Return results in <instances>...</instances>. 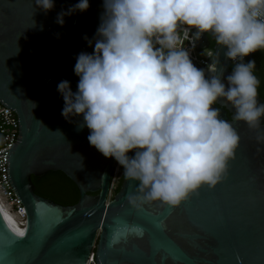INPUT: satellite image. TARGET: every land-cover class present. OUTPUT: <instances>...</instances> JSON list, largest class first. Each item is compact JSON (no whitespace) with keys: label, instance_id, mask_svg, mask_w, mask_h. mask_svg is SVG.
<instances>
[{"label":"water","instance_id":"1","mask_svg":"<svg viewBox=\"0 0 264 264\" xmlns=\"http://www.w3.org/2000/svg\"><path fill=\"white\" fill-rule=\"evenodd\" d=\"M78 2L54 0L45 14L34 0H0V103L15 112L19 131L6 156L7 178L27 215L23 226L0 211V264H85L93 247L96 264H264V144L256 141L258 130L234 119L235 110L223 99L213 107L237 131L240 143L214 187L202 185L177 206L158 200H138L134 206L127 197L139 181L123 176L110 198L117 161L90 145L89 129L78 128L82 116L72 122L62 116L64 101L57 91L63 80L77 90L76 57L93 52L94 41L90 46L84 37L95 36L104 11L103 0H89V8L66 16L63 26L55 22L61 10ZM210 39L203 34L196 49L209 48ZM213 50L215 55L203 60L216 62L227 85L224 78L232 72L227 49L216 44ZM193 64L206 79L215 75ZM258 101L264 103L260 96ZM50 171H61L77 186L76 204L64 206L35 193L31 176ZM38 205L61 214L43 240L38 239ZM121 225L128 234L113 242L111 230ZM4 229L23 231L25 237L10 247Z\"/></svg>","mask_w":264,"mask_h":264},{"label":"clouds","instance_id":"2","mask_svg":"<svg viewBox=\"0 0 264 264\" xmlns=\"http://www.w3.org/2000/svg\"><path fill=\"white\" fill-rule=\"evenodd\" d=\"M34 3L45 14L55 6L54 0ZM89 6L79 0L55 22L63 26L66 16ZM102 7L95 36L84 37L90 46L94 41L93 52L76 57L77 90L67 80L57 85L61 114L69 122L82 116L78 128L89 129L90 145L114 158L127 180L139 181L127 197L132 205L177 206L202 185L214 187L235 158L240 137L213 107L221 99L264 144L256 62H245L264 51V0H103ZM205 33L235 62L227 85L216 62L206 79L184 46L189 41L194 48ZM205 54L215 55L211 48Z\"/></svg>","mask_w":264,"mask_h":264},{"label":"built area","instance_id":"3","mask_svg":"<svg viewBox=\"0 0 264 264\" xmlns=\"http://www.w3.org/2000/svg\"><path fill=\"white\" fill-rule=\"evenodd\" d=\"M184 46L189 50L190 58L193 62L208 69L209 63L206 61H208L211 57H208L205 54V49L197 50L196 46L193 48L189 41H185ZM249 56L245 57V60ZM230 62L231 66L235 63L232 60H230ZM18 133V119L15 112L0 103V211L6 212L12 221L25 226L27 225L25 207L21 200L17 197L14 188L11 187L7 178L6 156L12 144L15 143ZM119 170L120 165L116 163L113 171L111 186ZM85 264H96L94 247L92 248Z\"/></svg>","mask_w":264,"mask_h":264},{"label":"trees","instance_id":"4","mask_svg":"<svg viewBox=\"0 0 264 264\" xmlns=\"http://www.w3.org/2000/svg\"><path fill=\"white\" fill-rule=\"evenodd\" d=\"M264 90V86L259 85V91ZM264 96V95H262ZM121 176L114 189V194L119 190L123 179V168L120 166ZM31 181L35 187V193L53 200L64 206L74 205L79 198L77 186L61 171H50L42 177L31 176Z\"/></svg>","mask_w":264,"mask_h":264},{"label":"snow or ice","instance_id":"5","mask_svg":"<svg viewBox=\"0 0 264 264\" xmlns=\"http://www.w3.org/2000/svg\"><path fill=\"white\" fill-rule=\"evenodd\" d=\"M61 221V214L58 209L49 208L44 205H38V219L37 224L39 226L38 230V239L43 240L46 235ZM129 229L125 225L114 228L111 230L113 233L112 240L113 242L118 241L121 238L127 236ZM131 231L136 232V229ZM142 235V231L139 232ZM3 235L10 247L15 246L18 243H21V238L25 237V232L14 230L13 233H9L7 229L3 230ZM83 234H77V237H74V242H79V238Z\"/></svg>","mask_w":264,"mask_h":264},{"label":"flooded vegetation","instance_id":"6","mask_svg":"<svg viewBox=\"0 0 264 264\" xmlns=\"http://www.w3.org/2000/svg\"><path fill=\"white\" fill-rule=\"evenodd\" d=\"M209 47L213 48L216 43L215 40L210 39L209 40ZM248 60H255L256 62V68L254 69V74L258 77V79L260 80V85H262V87L264 86V51H256L254 52L251 56H249L245 62H247ZM233 69V66H231V70ZM259 92V96L263 99L264 102V90H260L258 89Z\"/></svg>","mask_w":264,"mask_h":264},{"label":"rangeland","instance_id":"7","mask_svg":"<svg viewBox=\"0 0 264 264\" xmlns=\"http://www.w3.org/2000/svg\"><path fill=\"white\" fill-rule=\"evenodd\" d=\"M120 176H121V170L118 171V173H117V175H116V177H115V180H114V182L112 183V186H111V193H110V198H112L113 195H114V189H115V187H116V185H117V183H118V180H119Z\"/></svg>","mask_w":264,"mask_h":264},{"label":"bare ground","instance_id":"8","mask_svg":"<svg viewBox=\"0 0 264 264\" xmlns=\"http://www.w3.org/2000/svg\"><path fill=\"white\" fill-rule=\"evenodd\" d=\"M1 213H3L7 218L11 219L10 216L6 212H1Z\"/></svg>","mask_w":264,"mask_h":264}]
</instances>
